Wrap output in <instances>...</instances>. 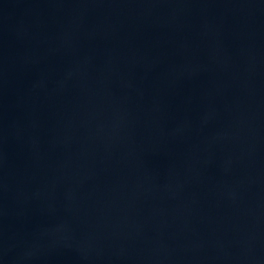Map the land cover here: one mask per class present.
<instances>
[{"label":"water","instance_id":"95a60500","mask_svg":"<svg viewBox=\"0 0 264 264\" xmlns=\"http://www.w3.org/2000/svg\"><path fill=\"white\" fill-rule=\"evenodd\" d=\"M0 264H264V0H0Z\"/></svg>","mask_w":264,"mask_h":264}]
</instances>
